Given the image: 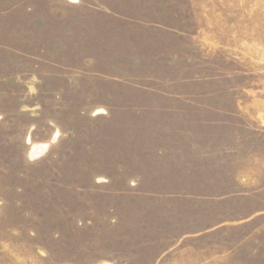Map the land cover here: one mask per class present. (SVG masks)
I'll use <instances>...</instances> for the list:
<instances>
[{"label": "rangeland", "instance_id": "obj_1", "mask_svg": "<svg viewBox=\"0 0 264 264\" xmlns=\"http://www.w3.org/2000/svg\"><path fill=\"white\" fill-rule=\"evenodd\" d=\"M71 1L0 0V264H264V0Z\"/></svg>", "mask_w": 264, "mask_h": 264}, {"label": "crops", "instance_id": "obj_2", "mask_svg": "<svg viewBox=\"0 0 264 264\" xmlns=\"http://www.w3.org/2000/svg\"><path fill=\"white\" fill-rule=\"evenodd\" d=\"M55 6L58 4V2L59 3H61V4H63V6H65V7H69V8H73L74 9V7H78V6H76V4H74V2L73 1H67V0H50ZM59 7H61V6H57L56 8H59ZM72 18L74 19V20H80V19H83L84 18V15L83 14H81L79 11H76V12H74V14H73V16H72ZM58 19H59V23H61L62 25H65V24H67V22L69 21L68 20V17H67V15L64 13V14H62L61 16L59 15L58 16ZM71 21H73L72 19H71ZM72 29V32L74 33L75 32V28L74 27H71ZM79 32V31H78ZM35 39V38H34ZM29 40L31 41H33V38H29Z\"/></svg>", "mask_w": 264, "mask_h": 264}, {"label": "bare ground", "instance_id": "obj_3", "mask_svg": "<svg viewBox=\"0 0 264 264\" xmlns=\"http://www.w3.org/2000/svg\"><path fill=\"white\" fill-rule=\"evenodd\" d=\"M40 147V146H39ZM46 149V145H45V147H42V148H38V147H36V148H34L33 149V152H32V157L33 158H37L38 156H40L42 153H43V151ZM45 152V151H44Z\"/></svg>", "mask_w": 264, "mask_h": 264}]
</instances>
